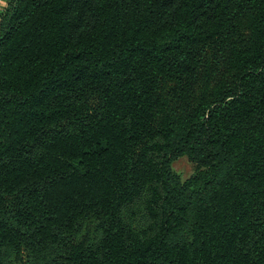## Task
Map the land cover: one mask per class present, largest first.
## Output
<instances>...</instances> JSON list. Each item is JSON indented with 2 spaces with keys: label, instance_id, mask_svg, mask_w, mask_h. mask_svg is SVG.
I'll list each match as a JSON object with an SVG mask.
<instances>
[{
  "label": "trees",
  "instance_id": "trees-1",
  "mask_svg": "<svg viewBox=\"0 0 264 264\" xmlns=\"http://www.w3.org/2000/svg\"><path fill=\"white\" fill-rule=\"evenodd\" d=\"M24 254L264 264V0H7L0 264Z\"/></svg>",
  "mask_w": 264,
  "mask_h": 264
},
{
  "label": "rangeland",
  "instance_id": "rangeland-1",
  "mask_svg": "<svg viewBox=\"0 0 264 264\" xmlns=\"http://www.w3.org/2000/svg\"><path fill=\"white\" fill-rule=\"evenodd\" d=\"M172 168L176 171L182 179L189 177L195 171V165L190 162L185 156L179 157L172 162ZM86 232H89L88 236L92 239L97 236L98 227L96 224V220L93 217H89L85 219L84 226L80 232L79 236H82ZM23 259L27 264H37L30 259L26 258V254H24ZM7 264H19L13 260V258L9 259Z\"/></svg>",
  "mask_w": 264,
  "mask_h": 264
},
{
  "label": "crops",
  "instance_id": "crops-1",
  "mask_svg": "<svg viewBox=\"0 0 264 264\" xmlns=\"http://www.w3.org/2000/svg\"><path fill=\"white\" fill-rule=\"evenodd\" d=\"M0 2H1V4H2L3 6H5V5H6V2H7V0H0Z\"/></svg>",
  "mask_w": 264,
  "mask_h": 264
},
{
  "label": "built area",
  "instance_id": "built-area-1",
  "mask_svg": "<svg viewBox=\"0 0 264 264\" xmlns=\"http://www.w3.org/2000/svg\"><path fill=\"white\" fill-rule=\"evenodd\" d=\"M3 8H4V6L0 2V13L2 12Z\"/></svg>",
  "mask_w": 264,
  "mask_h": 264
}]
</instances>
